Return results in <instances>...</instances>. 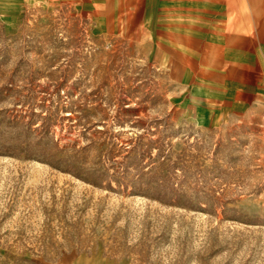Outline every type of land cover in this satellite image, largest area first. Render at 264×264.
<instances>
[{"label": "rangeland", "instance_id": "obj_1", "mask_svg": "<svg viewBox=\"0 0 264 264\" xmlns=\"http://www.w3.org/2000/svg\"><path fill=\"white\" fill-rule=\"evenodd\" d=\"M174 3L0 0V264H264V12Z\"/></svg>", "mask_w": 264, "mask_h": 264}, {"label": "crops", "instance_id": "obj_2", "mask_svg": "<svg viewBox=\"0 0 264 264\" xmlns=\"http://www.w3.org/2000/svg\"><path fill=\"white\" fill-rule=\"evenodd\" d=\"M244 5H261L264 6V0H175L176 9L175 12H195V13H218V21L221 27H225L223 23L226 22L227 13H241V12H264L263 9H257L253 7L252 9L243 10L242 4ZM232 6V8L230 7ZM220 26V25H219Z\"/></svg>", "mask_w": 264, "mask_h": 264}, {"label": "bare ground", "instance_id": "obj_3", "mask_svg": "<svg viewBox=\"0 0 264 264\" xmlns=\"http://www.w3.org/2000/svg\"><path fill=\"white\" fill-rule=\"evenodd\" d=\"M244 18V17H243ZM254 20V19H253ZM251 22V21H250ZM250 26V25H249ZM248 27V26H247ZM251 27H252V25H251ZM247 34V33H246Z\"/></svg>", "mask_w": 264, "mask_h": 264}]
</instances>
